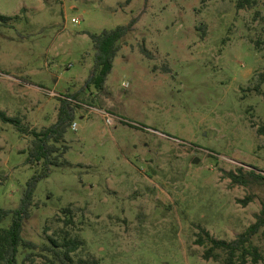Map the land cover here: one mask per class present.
Here are the masks:
<instances>
[{"label": "rangeland", "instance_id": "obj_1", "mask_svg": "<svg viewBox=\"0 0 264 264\" xmlns=\"http://www.w3.org/2000/svg\"><path fill=\"white\" fill-rule=\"evenodd\" d=\"M237 2L0 0L11 18L0 19V110L41 131L77 96V127L58 144L69 164L38 183L23 234L37 248L21 247L19 264H61L49 249L65 238L80 244L76 264H219L204 259L202 230L230 242L257 221L264 0ZM133 19L104 88L88 86L91 35ZM33 140L0 119V208L16 209L42 171L28 163ZM251 242L264 264V227Z\"/></svg>", "mask_w": 264, "mask_h": 264}, {"label": "trees", "instance_id": "obj_2", "mask_svg": "<svg viewBox=\"0 0 264 264\" xmlns=\"http://www.w3.org/2000/svg\"><path fill=\"white\" fill-rule=\"evenodd\" d=\"M257 0H238L239 9L252 8ZM0 19L6 22L11 18L0 13ZM136 20L129 24L118 26L113 30H105L101 34H92L95 49V64L92 75L88 81V86L93 85L96 89L102 90L106 84L108 76L112 72L114 60L120 49L119 41L131 32ZM143 53H149L146 48ZM259 82L264 84V74L259 77ZM264 98V90H259ZM60 98L58 118L55 124L41 131L30 129L23 124L21 119L10 117L6 112L0 110V119L13 124L19 132L29 134L34 137L33 147L28 156V163L32 167L42 165V171H37L28 182L27 189L23 194L19 206L14 209L0 208V264H19V253L21 247L33 251L36 244L24 238V222L31 216L35 192L40 180L50 176L52 168L69 164L67 160L60 161L61 148L58 144L65 143V135L76 118V107L68 99H76V95ZM258 133L264 135V125L258 128ZM68 146L63 145V152L66 153ZM251 175L259 180H264V176L251 171ZM229 177L235 184L245 183L243 176L239 172H229ZM11 216V223L8 227H3V222ZM264 227V208L257 215V221L252 224L245 233L240 234L233 241L227 242L218 240L210 235L206 230H202L197 243L205 247L203 257L205 260L213 259L219 264H247L248 259L253 264L259 263L262 254L258 246L251 242L253 235L259 233ZM53 241V248L49 250L61 264H76L72 259V253L79 248V242L74 239L65 238L61 242ZM32 252L25 257V262L31 260ZM77 264H97L95 261L80 260Z\"/></svg>", "mask_w": 264, "mask_h": 264}, {"label": "built area", "instance_id": "obj_3", "mask_svg": "<svg viewBox=\"0 0 264 264\" xmlns=\"http://www.w3.org/2000/svg\"><path fill=\"white\" fill-rule=\"evenodd\" d=\"M73 22L74 23H79L80 21L78 19H73ZM73 127L76 128L77 127V124L76 123H73Z\"/></svg>", "mask_w": 264, "mask_h": 264}]
</instances>
